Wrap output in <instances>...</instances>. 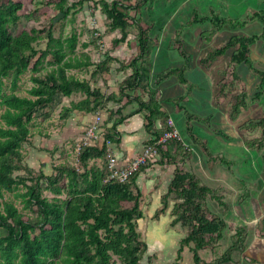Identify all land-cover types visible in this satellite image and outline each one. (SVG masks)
Wrapping results in <instances>:
<instances>
[{"label": "trees", "instance_id": "16d2710c", "mask_svg": "<svg viewBox=\"0 0 264 264\" xmlns=\"http://www.w3.org/2000/svg\"><path fill=\"white\" fill-rule=\"evenodd\" d=\"M36 1L0 0V105L4 108L0 116V264H138L145 254L146 244L140 240L136 230L137 220L143 218L140 209L142 194L136 185V179L150 166H160L163 169L173 167L172 179L162 198V208L155 216L157 218L164 212L168 197L173 196L177 201L172 209L175 215L173 222H180L188 229L186 236L180 240L178 251L187 248L194 255V263L199 264L200 252L225 238L227 225L223 219L209 213L205 206L207 198H212L216 190L200 183L194 175L183 172L177 159V156L185 158L191 155L192 143L203 140L202 133L195 134L191 129V121L198 113L194 110V114L185 117L161 106L156 93L159 88H155L157 73L150 75L152 61L148 63L149 66H144V58L149 57L152 51L150 52L147 39L143 38L142 33L137 45V56L125 64L132 73L118 94L104 95L100 90L92 89L90 83L68 76L66 73L69 70L92 65L87 55H69L75 51L76 34L55 39L52 20L47 35V51H38L34 45L41 39L40 31L29 29L17 35H13L11 31L19 20V12ZM148 1L91 2L107 17L108 33H121V37L113 41L114 47L125 40L127 29L132 25H137L139 32H146L139 26L141 19L138 16L142 6L148 4ZM66 2L67 0H58L47 5H52L57 14L63 13V19H66L70 10L82 4L83 0L70 6H66ZM221 24L223 23L217 20L216 25ZM240 41L241 50L231 53L229 57V61L236 65L230 72L236 75L241 69H250L246 52L247 43L251 40L241 37ZM229 47L230 45L225 44L214 49L208 54V61L226 56ZM48 56L52 60L46 63ZM45 63L51 66L47 75L42 79L37 75L31 77L34 86L28 94L34 99L17 96L15 90L20 76L27 71L37 74ZM106 64L107 61L96 64L95 72L108 74L109 67ZM260 72L259 79L264 85V70ZM6 78H10L9 94L4 92L3 80ZM144 80L148 83L152 81L153 84L149 85L156 89L148 90L146 101L136 93ZM225 86V81L220 83L217 102L227 101L229 98V119L233 121L245 105L234 94L225 93ZM73 93H83L85 97L66 109L68 114L73 111H102L107 103H119L123 99L126 100L125 104L135 102L138 106L136 113L143 112L146 131L152 135L143 146H153L156 149L155 156L147 159L127 180H108L106 142L120 143L121 135L116 127L124 120V117L113 120V115H109L105 124H102L104 119H101L99 141L88 145L80 141L78 150L75 149L77 160L73 165H59L55 168V175L47 176L42 172L34 175L22 163V146L34 134L27 125L36 115V110L46 109L53 98L69 97ZM112 120L108 128L107 124ZM168 120L172 122L171 126L168 125ZM155 122H160L159 129H153ZM252 126L259 127L262 131L261 139L249 142L252 148L258 150L264 143V119L259 121L258 126L246 124V127ZM173 130L178 132L182 140L170 139L157 144L162 135ZM96 160L101 164L90 166V162ZM260 161L264 165V155ZM19 171H24L28 177L15 175ZM43 191L49 192L53 197L43 196ZM7 193H14L22 204V210L30 214L35 212L34 223L27 214L21 213L13 203L4 199ZM261 231L264 235V217L261 220ZM232 238L230 251L240 249L244 232L238 230ZM229 258L225 256L224 261L229 262Z\"/></svg>", "mask_w": 264, "mask_h": 264}, {"label": "rangeland", "instance_id": "374dc122", "mask_svg": "<svg viewBox=\"0 0 264 264\" xmlns=\"http://www.w3.org/2000/svg\"><path fill=\"white\" fill-rule=\"evenodd\" d=\"M57 1L37 0L30 7L26 5L25 9L19 12V20L11 30L13 35L29 29L40 31L41 39L34 46L38 51H47L49 26L51 21L57 17L55 8L47 3ZM149 1L148 4L142 6V11L138 16L141 19L139 26L146 32H139L137 25H132L127 29L125 41L119 43L117 47H114L112 43L116 38L121 37V33L117 31L113 34L108 33L107 17L102 14L101 9L91 5V2L96 1L83 0L82 4H78L70 10L69 17L61 18L54 23L52 33L55 39L58 37L57 29L60 28L61 23L65 36L70 34L77 36L75 51L69 55L72 57L87 55L93 59L91 66L69 70L66 74L90 83L92 89H98L104 95L118 94L128 78L124 76L125 64L137 56V54L131 56L132 49L126 43H132L131 45L136 47L135 44L138 45L142 33L143 38L147 39L151 52L155 47L158 48L161 39L170 41L172 46L170 51L173 52L171 59L178 63L172 66L173 69L161 72L155 88H159L161 81L170 75L176 77L181 88L179 91H174L180 98L175 100V109L178 106V112L185 117L191 113L194 114L193 111L196 110L195 113H198V116L195 119L202 120L201 130L204 136L200 142L192 143V139L188 141L193 145L191 155L185 156V158L177 156L179 166L183 172L194 175L200 183L216 190V193L213 194L214 198L208 197L205 206L209 213L223 219L227 225L225 238L200 252L201 261L199 264H264V235L261 231V220L264 217V165L260 161L264 155V143L261 149L252 148L250 143L261 139L262 131L259 127H246V124L258 126L259 121L264 119V85L259 79L260 71L264 70V18L256 16L259 9H264V1L207 0L203 2L204 5L202 4L200 10H197L198 5L191 7L193 4L191 0ZM75 2L77 0H67L65 5L70 6ZM226 2H229L230 5H225ZM191 19L195 21L193 22ZM217 20L223 24L217 26ZM107 34L109 35L106 36ZM241 37L251 40L247 43L248 50L246 52L250 69L239 70L237 77L236 73L230 72V69L236 65L229 61V57L231 53L241 50ZM165 44L169 45L168 42ZM225 44L230 45L227 55L224 56V59L222 58L221 63L226 67L225 73L223 70L217 72L219 65L212 66L215 64V60L209 62L208 54ZM109 59L114 60L110 61ZM50 60L52 59L48 56L45 62L49 63ZM164 60V55L160 53L155 57L149 55L144 58V66H149L148 63H150V65L152 64L150 67L153 68L155 61H159L160 66L163 67ZM219 60L217 58V61ZM103 61H107L106 65L109 67L108 74L104 75L95 72L96 64ZM46 63L37 74L27 71L20 76L18 88L15 90L17 96L34 99L28 94V91L34 86L31 77L37 75L41 77L40 79L44 78L51 69V66ZM188 66L194 67L195 71L191 69L194 71L191 72L194 75L200 72L202 75L197 76V79L196 76L189 75ZM159 69L161 68L157 70ZM103 76L105 80L102 78ZM169 81L175 82L176 80L171 78ZM224 81L227 84L224 87V92L234 94L235 98L237 97L245 105V108L241 109V113L233 121L229 119V98L227 101L217 102L220 97V83ZM3 82L4 92L9 94L10 78L4 79ZM149 84H153V82H146L148 87L141 82L140 88L136 92L137 95L140 97L142 95L143 99L148 98L147 92L152 88ZM166 88H168L167 85ZM162 92L163 95L170 93L165 89V86ZM132 93L130 92V94ZM184 93L187 96L185 100L183 99ZM84 97L83 93H73L68 99L57 96L53 98L46 109L36 110V115L27 125L34 134L22 146L23 166L31 170L34 175H37L38 172L47 176L55 175V168L59 165H73L77 160L75 149L84 139V132H79L83 135L79 141L70 140L71 142L67 143V154L59 151L54 155L55 145L52 146L51 142L49 145H45V143L51 137L53 139L52 132L64 127L69 118L75 116V121L80 120L78 111L68 114L66 109L70 108L73 103L83 100ZM211 104L222 107V111L208 115ZM118 110L113 102L107 103L105 109L101 111L104 113L102 124H105L106 117L108 118L109 115H113L115 120L118 119L120 117L116 116L120 112ZM3 111L4 108L0 105V116ZM85 126L83 124L82 129ZM36 131H40V135H37ZM42 131H47L50 134L43 135ZM248 143L249 146H246ZM34 144L35 149H33ZM47 149V153L43 152ZM28 154L29 158H27ZM184 155L188 154L184 153ZM33 157L35 165L30 167H34L36 170L26 165ZM100 164L99 160L90 162V166H99ZM172 173L173 167L163 169L150 166L147 172L142 173V179L139 180V189L142 194L140 209L143 212V218L137 220L136 230L140 240L146 244V251L138 264H195L194 255L187 248L181 252L178 251L180 240L186 236L188 229L180 222L176 224L173 222L175 215L172 213V209L177 203L173 196L168 197L164 212L157 218L155 216L162 208V198L167 192ZM15 175L28 177L24 171L16 172ZM43 196L53 197L46 191H43ZM4 199L13 203L21 213L27 214L29 220L31 219V222L34 223L35 212L30 214L22 210V204L14 196V193L5 194ZM238 230L244 232L243 243L240 249L230 251L233 243L232 237ZM225 256L230 257L229 262L224 261Z\"/></svg>", "mask_w": 264, "mask_h": 264}, {"label": "crops", "instance_id": "0c3cea01", "mask_svg": "<svg viewBox=\"0 0 264 264\" xmlns=\"http://www.w3.org/2000/svg\"><path fill=\"white\" fill-rule=\"evenodd\" d=\"M77 1H79V0H77ZM88 1H99V0H88ZM104 1L111 2V1H114V0H104ZM205 1H207V0H191V2H193V4H191V7L198 5L197 6V10H200V9H202L201 6H202L203 2H205ZM220 1H227V0H220ZM239 1L242 2V0H239ZM262 1H264V0H262ZM72 2H74V1H72ZM225 5H230V3L226 2ZM255 9H259V8H255ZM227 11H229V10H227ZM263 12H264V9H259V11L257 12L256 16L260 17L262 19L264 17L263 16ZM62 29L63 28H62V23H61L60 28L57 29V34H58L57 38L65 36V32H63ZM115 32H112L111 34H113ZM63 33H64V35H63ZM108 35L109 34H107L106 36H108ZM168 36H170V35H168ZM165 42H168L169 45L165 44ZM131 44L126 43V45H130V47L132 49V51H130V52H132L131 56H135L137 54V45L135 44L136 47H134ZM84 47H86V46L84 45ZM115 47H117V46H115ZM218 48L219 47H217L216 49H218ZM86 50H87V48H86ZM170 50H172V46L170 44V41H167V40L162 41V39L158 43V48L155 47L152 50L151 55H153V57H155L158 53H160L161 55H164L165 64H164L163 67H161L160 66L161 64H159L158 61H155V64H154L153 69H152L151 74H150L151 76H153L154 73H157V77L159 78V76L161 75V72L163 70L173 69L172 66H175L178 63V61H174V62L172 61L171 53H173V52L170 51ZM133 54H135V55H133ZM174 54H175V52H174ZM112 56L115 57L116 55H112ZM116 58H119V57H116ZM203 58H204V55H203ZM222 58L224 59V57H220L219 61H217V59H215V61H214L215 64L212 65L214 67H217V65H219V69H218L217 72L225 70V68H226L223 64H221L222 61H223ZM91 61L93 62V59H91ZM156 66H158L157 68H161V69L157 70ZM188 67L189 68H187V71H189L188 72L189 75H193V77L196 76V79L199 76L202 75L201 72L199 74L195 73V75H194V73H191V72L195 71L194 67L193 68H192V66H188ZM191 69H193L194 71H191ZM180 72H181V70H180ZM131 73H132V70L130 68H126L124 76L128 77ZM188 73H187V77L189 76ZM102 78L105 80L104 76ZM171 78H174L176 81L175 82L169 81V79H171ZM103 79H101V80L103 81ZM142 82L145 84L144 86L148 87L146 85L145 80L142 81ZM178 83H179L178 79L176 77H174L173 75H170V77H168L167 79H164V80L161 81V83L159 85V90H157V92H156L158 94V97H159L158 101H160L161 106L164 109L167 108V110L168 109H170V110L172 109L173 112L176 113V114L179 113V112H178V106L175 109V107H176V105H175L176 101L175 100L180 99V98L176 95V92H174V91H176V90L179 91V89L181 88V85L178 84ZM166 85H167L168 88H166ZM164 86H165V89L170 92L168 95H163L162 91L164 89ZM150 90L153 91V90H156V89L155 88H151ZM109 94H112V93H109ZM109 94H107V95H109ZM63 98L64 99H68V97H63ZM186 98H187V96H185V93H184V98L183 99L185 100ZM144 100H147V98L144 99ZM178 102H180V101H178ZM109 103L111 104L112 102H109ZM125 103H126L125 99L120 100L119 103H113L115 105L116 110L120 109V112L119 113L117 112L118 114L116 116L124 117V120L116 127V130L121 135L120 143L119 144H112V146H111L112 151H113L115 157L117 158L118 163H119L120 166H122V165L125 166L130 160H132L137 155H139L141 150H142L143 144L148 139L152 138V135L146 131L143 112L142 113H136L137 108H138L137 104L135 102L127 103V104H125ZM211 105H212V106H210L211 110L208 111L209 112L208 115H211V114H214V113L216 114L218 111H222V109H223L222 107H218L215 104H211ZM179 107H181V106H179ZM215 108H216V110H215ZM75 113H76V111H75ZM77 113L79 114V118L78 119H80V120L75 121V118H76L75 116L69 118L68 123L64 127H61L60 129H58L56 131L57 133L54 132V131L52 132L53 133L52 134L53 135V139L51 137L50 139L46 140L45 145H49L50 142L52 143V146L55 145L54 155H56L55 153L56 152L58 153L59 151L61 153L64 152V153L67 154V152H68V149H66L67 148V143L68 142L70 143L71 142L70 140L79 141L81 139V137L83 136L79 132H84L85 133L86 128L92 123V121L94 120L96 114H99L101 116L102 120H103V117H104V113H102L101 110L96 111V112H92V113H85V112H80V111H78ZM113 120H115V119H113ZM113 120L110 123L107 124L108 128L111 126ZM83 124L86 125V126H85V128L82 129V125ZM201 124H202V120L198 121L197 119H194V120L191 121V125H192L191 129H192V131H195V134H197L196 132L202 133V130H201L202 129L201 128L202 125ZM160 125H161L160 122H155L153 124V129H159ZM183 128L185 130V127H183ZM36 132L38 133L37 135H40V131H36ZM42 132H43L42 133L43 135L50 134L47 131H42ZM33 139H34V136L32 137V143H33ZM51 140H53V141H51ZM34 146H35V144H34ZM52 146H51V149H52ZM35 148H36V146L33 147V149H35ZM43 152L47 153L48 149L47 150H43ZM22 154H23V152H22ZM29 156L30 155L28 154L27 158H29ZM34 160H35V158L33 157V158L30 159V161H28V162L26 161L27 162L26 165H27V167L29 166V168H31L33 170H36V169H34V167L33 168L30 167L31 165L34 164ZM158 167H160V166H155V168H158ZM148 170H146V172ZM142 176H143V174L140 173L138 175L137 179H136V185H137L138 188H140L139 187L140 186V184H139L140 181L139 180L142 179Z\"/></svg>", "mask_w": 264, "mask_h": 264}, {"label": "built area", "instance_id": "2783aa9c", "mask_svg": "<svg viewBox=\"0 0 264 264\" xmlns=\"http://www.w3.org/2000/svg\"><path fill=\"white\" fill-rule=\"evenodd\" d=\"M101 123V116L99 114L95 115L92 123L86 128L85 136L82 142L84 144H93L95 141L100 140V129L99 125ZM168 125H172V122L168 120ZM170 139H178L182 140L180 135L176 130L171 132H167L162 135V138L157 141V144L164 143L169 141ZM112 143L109 141L106 142V166L109 171L107 176L108 180H117L119 182H123L127 180L131 175L136 173L139 170V167L144 165L147 159H151L156 154V149L151 145H145L142 148V151L135 158L130 160L125 166H120L117 158L115 157L112 151ZM78 148V147H77ZM76 148V149H77ZM78 150V149H77Z\"/></svg>", "mask_w": 264, "mask_h": 264}, {"label": "water", "instance_id": "95a60500", "mask_svg": "<svg viewBox=\"0 0 264 264\" xmlns=\"http://www.w3.org/2000/svg\"><path fill=\"white\" fill-rule=\"evenodd\" d=\"M56 16H57V17H55V18L53 19V23H56V22L59 21L61 18L65 17L63 13H58Z\"/></svg>", "mask_w": 264, "mask_h": 264}]
</instances>
